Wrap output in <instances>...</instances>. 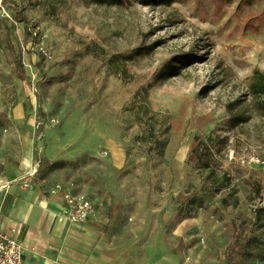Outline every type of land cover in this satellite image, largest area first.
Instances as JSON below:
<instances>
[{
    "label": "rangeland",
    "instance_id": "rangeland-1",
    "mask_svg": "<svg viewBox=\"0 0 264 264\" xmlns=\"http://www.w3.org/2000/svg\"><path fill=\"white\" fill-rule=\"evenodd\" d=\"M263 64L264 0H0V134L29 129L61 174L52 193L100 209L98 239L77 232L68 255L264 264ZM152 118L159 146L140 140Z\"/></svg>",
    "mask_w": 264,
    "mask_h": 264
},
{
    "label": "crops",
    "instance_id": "crops-1",
    "mask_svg": "<svg viewBox=\"0 0 264 264\" xmlns=\"http://www.w3.org/2000/svg\"><path fill=\"white\" fill-rule=\"evenodd\" d=\"M34 142L35 135L29 129L21 135L0 134V231L16 230L15 236L24 247L23 264H107L99 246L84 254L81 250L76 258L68 255L80 236L77 232L88 236L87 244L98 239L93 230L99 227L100 209L93 205L94 213L85 225L68 227L65 202L60 193H52L61 174L51 165H40ZM50 152L44 150L50 164L61 160L60 156L52 158ZM23 180H30L32 187L23 188Z\"/></svg>",
    "mask_w": 264,
    "mask_h": 264
},
{
    "label": "built area",
    "instance_id": "built-area-1",
    "mask_svg": "<svg viewBox=\"0 0 264 264\" xmlns=\"http://www.w3.org/2000/svg\"><path fill=\"white\" fill-rule=\"evenodd\" d=\"M257 164L264 167V159L257 160ZM32 175H29L31 177ZM23 188H31L30 180H23ZM63 189L60 185H55L54 191ZM64 216L70 225L82 226L94 213L93 203L86 197L72 195L67 190L63 193ZM14 228L9 231H0V264H23L24 247L15 236Z\"/></svg>",
    "mask_w": 264,
    "mask_h": 264
},
{
    "label": "trees",
    "instance_id": "trees-1",
    "mask_svg": "<svg viewBox=\"0 0 264 264\" xmlns=\"http://www.w3.org/2000/svg\"><path fill=\"white\" fill-rule=\"evenodd\" d=\"M125 1L128 0H90V2L94 5L98 6H110V5H122ZM139 2L140 4L144 6H170L175 0H135ZM152 46L146 48L147 50H150ZM184 60V59H183ZM182 59L180 62L183 61ZM249 90L251 94L259 99L258 108L264 114V74L258 70L253 71V77L252 81L249 85ZM140 108L142 110L143 106L140 105ZM235 122H239L241 120V117H235ZM155 121L150 119V122L147 123V132L145 135H142L140 137V140L143 141V143H150L151 145L159 146V141L156 140V131L154 126ZM41 125L39 124L37 131L41 130ZM201 147L199 145H195L192 149L193 155L197 159V161L202 162L203 157V150L200 149ZM205 168H209V164L207 162H204L201 164ZM237 204L236 199L233 201V205L235 206ZM246 237H241L238 234H235L233 238V242L227 246L226 252H227V258H229V254H234L237 251L241 250L244 246V243L247 242ZM231 255V256H232Z\"/></svg>",
    "mask_w": 264,
    "mask_h": 264
},
{
    "label": "bare ground",
    "instance_id": "bare-ground-1",
    "mask_svg": "<svg viewBox=\"0 0 264 264\" xmlns=\"http://www.w3.org/2000/svg\"><path fill=\"white\" fill-rule=\"evenodd\" d=\"M264 65V64H263Z\"/></svg>",
    "mask_w": 264,
    "mask_h": 264
}]
</instances>
